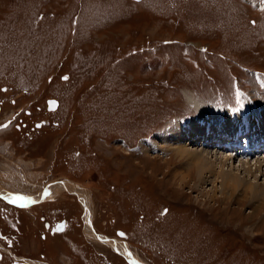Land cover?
<instances>
[{
	"label": "rangeland",
	"instance_id": "1",
	"mask_svg": "<svg viewBox=\"0 0 264 264\" xmlns=\"http://www.w3.org/2000/svg\"><path fill=\"white\" fill-rule=\"evenodd\" d=\"M236 87L252 111L225 112ZM251 114L264 120V0H0V191L38 202L0 201L6 261L264 264V202L221 194L218 176L199 185L161 141L202 115ZM230 159L221 168L264 184V167ZM62 182L77 193L49 192Z\"/></svg>",
	"mask_w": 264,
	"mask_h": 264
},
{
	"label": "bare ground",
	"instance_id": "2",
	"mask_svg": "<svg viewBox=\"0 0 264 264\" xmlns=\"http://www.w3.org/2000/svg\"><path fill=\"white\" fill-rule=\"evenodd\" d=\"M261 117L264 118L263 115H261ZM238 125H240L241 127L238 128ZM261 131L264 132V120L260 121L256 118L255 115L252 114L249 116H227L225 118V122L214 124L210 122L208 117L202 115L201 118L187 123V127L185 129H182L180 127L177 129H171L167 134L161 137V141L165 144H168V146H172L173 150H175V153L178 154L180 158L184 157L186 159L187 164H189L190 166L194 165L196 167V174L199 185H202V183H204L207 179L212 182V180H214L218 176L221 182L219 191L221 192V194L229 193L233 195L236 193L237 195L242 196L246 193H250L251 191L250 195L256 198L257 203H263L264 184L262 186L259 183L254 184L251 181H247L243 175L237 173L238 170L237 172H233V170H226V167L225 169H223L220 166V161L222 162L224 159L233 158L237 161V164L243 167V169L246 171L245 172L243 170L245 173H249L250 175H252V171H258L261 173L264 167V148H262V146L264 147V137H259ZM256 137H258V139H256ZM253 139L255 140L253 141ZM184 140L189 141L185 142ZM237 140L240 142H245L246 140L251 141L252 149L247 147L246 143L242 144V149H234V147H236L237 145ZM218 142L233 145V147L226 149L227 151H229L228 154H221L217 156L213 154L214 152L212 150H215L219 147L221 148V145H219ZM186 143H196V145L201 144V146H199L200 149H198L197 147L189 148L186 146ZM209 145H211V148L214 149L211 150L207 148L206 150L205 146L207 147ZM142 147H144V145ZM258 148H261V150H259ZM254 154H256V156L255 158H252ZM211 155H214L213 158H211ZM243 160L245 162H243ZM188 177L189 174L181 175L182 182H185ZM58 188L66 189L67 191L72 192L74 191L76 193L78 191L76 190L77 187H75L74 184H71L69 182H62L57 183L56 185L53 184L49 192H54L58 190ZM215 191L216 190L213 189V193L217 194ZM0 194H2L7 199H11L12 197L16 196L13 194H9L8 192H5L3 190L0 191ZM22 202H26L27 204L30 201L25 200L21 201L20 203ZM82 202L86 207L88 203L86 198H83V196ZM56 231L61 232L60 230ZM89 234L94 233L90 232ZM113 246H115L114 243ZM115 249L121 252L120 250H122L123 247L116 245Z\"/></svg>",
	"mask_w": 264,
	"mask_h": 264
},
{
	"label": "flooded vegetation",
	"instance_id": "3",
	"mask_svg": "<svg viewBox=\"0 0 264 264\" xmlns=\"http://www.w3.org/2000/svg\"><path fill=\"white\" fill-rule=\"evenodd\" d=\"M2 195V194H1ZM3 196V195H2ZM7 199V198H6ZM0 201L1 202H3V205L5 206V207H7V208H9V209H11L12 211H17V212H24V211H26V210H28V209H33V211L35 210V208H34V205H35V202H37V200H33L32 201V206L31 207H26L25 205V207L24 206H20L19 207V205H17V204H14V203H11L10 201H8V200H4V199H1L0 198ZM19 202V201H18ZM38 203V202H37ZM41 203H43V202H41V201H39V204H41ZM16 205V206H14V205ZM19 204H22V203H20L19 202ZM29 203H27V205H28ZM34 204V205H33ZM38 205V204H37ZM1 207V206H0ZM24 207V208H23ZM6 208V209H7ZM3 212V210H0V213L2 214V215H0V218L1 217H4V219H5V214H4V212ZM45 212V211H44ZM7 213H11V212H7ZM36 214L37 215H39V217L40 218H42L43 219V221H42V223H43V228L45 229V227H46V225L44 224V221H46V215L45 214H43V213H39L38 214V212H36ZM48 216H49V213H46ZM16 215H18V214H16ZM15 215V217H14V215H12L14 218H17V216ZM21 221V220H20ZM48 222V221H47ZM60 222H64V226H63V229H61L60 231L61 232H58V231H56L57 229H54V227L55 226H57L58 225V223H60ZM68 220H67V218L66 217H64V216H60L59 218H57V219H55L53 222H50L49 221V223L50 224H52V226L50 227H46L48 230H47V232L49 231V233L50 232H52V234L55 232V233H57V234H60V233H64V231L66 230V228H67V226H68ZM49 224H47V226H48ZM67 231V230H66ZM0 232H1V236H3V238H1L0 237V241L1 242H3V243H5V244H7L8 243V246L10 247V246H12V239H13V237H14V235H13V233H15V232H13V231H11V230H8V229H6V228H0ZM91 233H94L93 231H90ZM89 232V233H90ZM3 234V235H2ZM91 235H94V237L96 236V237H98L97 235H95V234H89V236H91ZM44 237H45V235H44ZM47 238L45 237V240H46ZM4 246H3V244H1L0 245V264H30V261L29 260H27L26 258V260L28 261H26L25 259H24V262H21L20 260H18L17 258H15L11 253H10V255L12 256V258H10V260H8V261H6V252H4V250L2 249ZM2 249V250H1ZM9 249V248H8ZM20 259V258H19ZM26 261V262H25ZM35 262H38V264H47V262L46 261H42V260H40V261H38V260H35Z\"/></svg>",
	"mask_w": 264,
	"mask_h": 264
},
{
	"label": "water",
	"instance_id": "4",
	"mask_svg": "<svg viewBox=\"0 0 264 264\" xmlns=\"http://www.w3.org/2000/svg\"><path fill=\"white\" fill-rule=\"evenodd\" d=\"M48 108H50V109H52V108H55L56 107V105H57V101L55 100V99H48ZM32 202V201H31ZM31 202H28V203H31ZM63 226H64V222H60V223H58V225L57 226H55L54 227V229H59V230H61V229H63ZM117 233L119 234V233H122L121 231H117Z\"/></svg>",
	"mask_w": 264,
	"mask_h": 264
},
{
	"label": "snow or ice",
	"instance_id": "5",
	"mask_svg": "<svg viewBox=\"0 0 264 264\" xmlns=\"http://www.w3.org/2000/svg\"><path fill=\"white\" fill-rule=\"evenodd\" d=\"M66 79V78H65ZM3 127H7V125H3ZM45 195H47V193H45ZM28 200L31 202V198L30 197H24V196H14L11 198V203H17L18 201H25ZM21 206H24L23 204H21ZM59 230V229H58ZM120 236H124V233H119Z\"/></svg>",
	"mask_w": 264,
	"mask_h": 264
}]
</instances>
